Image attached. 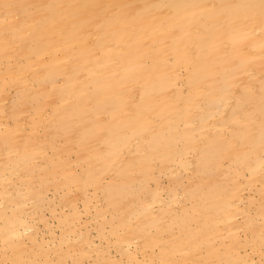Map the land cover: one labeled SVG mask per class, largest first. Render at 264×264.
Masks as SVG:
<instances>
[{
    "label": "bare ground",
    "instance_id": "obj_1",
    "mask_svg": "<svg viewBox=\"0 0 264 264\" xmlns=\"http://www.w3.org/2000/svg\"><path fill=\"white\" fill-rule=\"evenodd\" d=\"M6 4L0 264H264V0ZM28 80L27 132L7 88ZM49 186L68 210L46 204L60 234L45 239Z\"/></svg>",
    "mask_w": 264,
    "mask_h": 264
},
{
    "label": "rangeland",
    "instance_id": "obj_2",
    "mask_svg": "<svg viewBox=\"0 0 264 264\" xmlns=\"http://www.w3.org/2000/svg\"><path fill=\"white\" fill-rule=\"evenodd\" d=\"M45 1L46 0H43V6L44 7H45ZM14 3H15V0H7V4H6L5 8H4V11L9 10L10 8H12V5ZM44 7H43V11L45 13L47 7L45 9H44ZM19 19H20V17L19 16H16L15 19H14V21L19 22L20 21ZM32 22L34 23V25H36V24H38L39 20H36V19L32 18ZM4 24L7 25V26H10L11 23H9L8 21H5ZM31 27L32 26H27V30H29V31H27V30L26 31H23L22 37H29L32 34L33 30H32ZM72 47L74 48V44H73ZM72 47H69V52H68L67 58H70L71 57V55H69L70 53H73L74 54ZM9 50L11 51L10 54L13 55L15 53V48L14 47L10 48ZM73 56L75 57V55H73ZM95 57L98 58L97 56H95ZM43 61L47 62L48 61V57L45 56V58L41 61V63H43ZM2 64H1V67L3 69L7 65H12V61H10L9 63L4 62ZM38 67H41L40 64L37 65V67L35 66L36 69H38ZM41 69L43 70L42 67H41ZM68 72H69V66L67 65V66H65V70H64V72L62 74V77L57 80V83L58 84H62L63 83V79H64V77L67 76ZM78 78L79 79L77 81V86L78 87L79 86H81V87L84 86L85 87V89H84V95H87L89 90L87 89L88 85H87V83L85 81V76L80 75ZM13 86H15V87H13ZM37 87H38V83L36 81H34V80H28L25 85L19 84V83H13V84H10V86L7 88V93L9 92L8 93V96L9 97L12 96V95H14V94H17V93H20V95H23V96L25 95V98L22 97V101H23L22 104H23V106L25 108V113H24V116H23L25 120L24 119L23 120L26 123V131L27 132L29 130V125L27 123H30L32 121V118H28L29 115H30V112L29 111H26V109H28L29 106H31V101L28 100V94L33 93L37 89ZM9 97H8V99H6L5 103L6 102L7 103L9 102V99H10ZM49 118H50V115H48L47 120L44 119V122H46V123L48 122L47 123V125L49 124L48 126L52 125V118H50V119ZM41 121H42V123H41ZM37 126H40V127H38V130L43 131V118L41 120H39ZM74 135H76V132L74 133ZM31 140L32 141H35V142H39L40 141L38 139V135L31 136ZM48 140H50V138H48L44 142L47 143ZM48 143H49V141H48ZM53 145L60 148L62 146V139L60 137H54ZM41 146L43 147V140L41 142ZM49 151H50V149H49ZM11 155L13 156L14 154H11ZM61 155H62V157H64V159H67L71 164H73L76 170H79L80 166L75 161L74 152L71 151V152L66 153V152H63L62 151L61 152ZM42 157H43V155L40 156L38 153H36L35 156H34V158H33V162L39 163V161L41 160ZM34 159H36V160H34ZM15 181H17L16 178L14 179V182ZM160 182H161L162 185H167L168 184L167 178L165 176H161ZM62 195H63V191L61 189H59V188H56L54 186H49V187L46 188V190L44 192L45 207L42 210V213L46 212V213H44V215H45V218L48 221V227L50 228V233L48 232V230L46 229V227L43 226V224L37 222V225H35V226L37 227L38 237H43V238L46 239L49 236H53L54 238H57L59 236L60 230L57 227V221H56L55 217L53 215H51V213L49 212V209L47 208V205L46 204L47 203H50L51 206L57 212H59L61 210L67 211L68 210V207H65L64 206L65 207L64 208V207H61V205L59 204L60 198L62 197ZM30 202L31 201H27V204H29ZM62 208H64V209H62ZM82 219L85 220V219H88V217H86V215H83ZM91 227H93V226H91ZM91 230H92V232H94V229L93 228ZM247 252H249V251L247 250ZM111 254L112 255H115L114 252H112ZM116 257H118V255H116Z\"/></svg>",
    "mask_w": 264,
    "mask_h": 264
}]
</instances>
